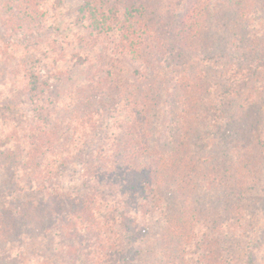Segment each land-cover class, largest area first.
<instances>
[{"label":"trees","instance_id":"obj_1","mask_svg":"<svg viewBox=\"0 0 264 264\" xmlns=\"http://www.w3.org/2000/svg\"><path fill=\"white\" fill-rule=\"evenodd\" d=\"M38 1L0 0L5 26L15 29L28 22L25 28L29 32L33 16H40ZM171 1L83 0L75 17L87 34L78 38L83 45L66 55L58 54L52 44L28 41L26 55L17 58V46H11L9 53L0 44V195L23 193V176L31 179L37 190H47L45 184L60 173L59 168L66 167L64 155L69 154L70 164H81L79 179L86 190L74 200L58 201L52 197L55 188L49 191L52 200L39 204L38 214L31 212L30 204L23 205L22 212H13L0 202L3 243L14 235L17 225H43L50 231L48 221L52 227L62 221L70 239L87 236L89 251L98 245V251L85 256L84 264L234 263L228 237L248 222L238 192L257 184L264 189V124L261 127L253 115L264 105V34L253 26L254 19L262 21L264 0H180V10H171ZM50 2L62 4L64 0ZM258 5L261 10L256 9ZM109 31L115 38L111 48L106 37ZM97 42L104 48L95 54L88 46ZM59 43L65 44L64 39ZM189 59L192 64L204 59L220 66L221 84L217 81L216 85L223 90L216 105L206 97V75L199 69L189 71ZM126 60L139 65L156 60L179 64L180 76L170 90L174 130L167 148L152 141V123L147 116L155 108V97L150 90L139 91L132 78H114L117 64ZM121 72L125 74L124 69ZM51 81H56V91ZM22 105L29 115L16 124L12 114ZM98 117L114 122L107 124L109 130L114 126L119 129L115 145L104 146L109 136L103 134ZM97 133L101 136L96 152L83 158L79 143L95 139ZM196 140L207 143L198 146ZM212 140L219 142L227 161L208 150L213 148ZM116 173L117 186L133 193L165 196V200L148 203L140 199L134 216L128 213L131 208L122 207L126 212L114 218L116 224L120 222L121 234L141 228L140 244H157L156 262L143 254L129 257L128 243L118 233L123 244H110V261L95 257L106 246L99 248L105 225L100 227L98 220L104 204L94 196L98 187L114 189V183L101 178L111 182ZM206 191L223 196V203L218 201L209 209L188 207L186 202L183 208L171 207L177 196L182 199ZM156 214L160 219L153 226L150 223ZM146 224L151 228L143 226ZM69 244L67 248L74 247ZM261 251L259 264H264V246ZM256 256H250V264Z\"/></svg>","mask_w":264,"mask_h":264},{"label":"rangeland","instance_id":"obj_2","mask_svg":"<svg viewBox=\"0 0 264 264\" xmlns=\"http://www.w3.org/2000/svg\"><path fill=\"white\" fill-rule=\"evenodd\" d=\"M263 1V0H261ZM40 2V16H33L34 20L32 23H29V32L26 31L28 22H24L22 27H17L12 29L11 27H6L4 24V16L0 17V44L4 45L6 51H11V46H17L15 48L14 56L19 58L18 55L25 56L27 52V45H29L31 41L32 43H40L42 46L44 44L51 45L54 50L58 51V54L66 55L67 51L72 52L75 49L80 48L83 45V41H79V39L84 38V35L87 33L86 28H82V21L78 20L75 17L77 9L83 5V0H64L62 4H58L56 2H50V0H39ZM166 9H168V2L166 4ZM256 7V9H260ZM169 8L171 10H180L181 2L180 0H172L169 2ZM261 10V9H260ZM44 11V12H43ZM0 12L2 10L0 9ZM264 13V11H262ZM135 13V12H133ZM262 21L258 19H254L253 26L256 32L264 34V16H261ZM78 20V21H77ZM162 30H166L162 28ZM89 34V33H88ZM106 37L109 39V47L113 45V40L115 39L113 36V32L109 31ZM65 41V44H60L61 40ZM37 48V47H36ZM103 45L100 42L97 44L89 45L88 50L92 53H99V51L103 50ZM8 54V53H7ZM7 56V55H6ZM5 56V60L6 57ZM12 59L11 61H13ZM193 59H189L190 69L189 71H195L196 69L202 70L207 77L206 82L207 85V94L206 97L211 100L212 105H216V101L220 99L222 96V87H218L217 81H219L220 74V66H218L215 61L203 62L204 59L193 62ZM161 62L153 61L148 64L139 65L138 63H133L129 60L122 62L121 64H117V68L114 72V78H120L121 80L125 78H132L135 81L136 86L139 88V91L150 90V92L155 97V108L154 110L147 116L151 120V134L152 141L156 143V145L161 146L162 148L168 147V142L170 141V137L172 135V131L174 130L173 118L170 111V105L172 104V95L170 94V90L174 85V81L180 76V67L177 64V67L170 63L169 60ZM122 69L125 70V74H123ZM133 70H137L135 75L131 77V72ZM118 73V75H117ZM117 75V76H116ZM176 78V79H174ZM1 80L3 78L1 77ZM264 81V73L263 78ZM56 81H51V85L55 87V91L57 90ZM172 93V92H171ZM264 100V98H262ZM214 114V113H212ZM28 111L24 105L21 106L20 111L17 110L12 114V119H14L16 124H22L28 118ZM254 118L258 119L261 123V127L264 124V105L262 109L257 107V112L253 114ZM116 117V116H115ZM144 117V116H143ZM118 119V117L116 118ZM100 125L103 127V134H107L109 136L108 140L104 142V146H112L117 142V136L119 134V129L114 126L112 129H108L107 124H114L113 121L102 120L101 118L96 119ZM119 123L121 122L118 120ZM212 132V131H211ZM215 134V133H214ZM117 135V136H116ZM101 133H97L95 139H83L82 142L79 143L81 150H83V158L87 159L90 157L91 152H96V147L99 145L97 138H100ZM208 137V134H207ZM206 137V138H207ZM198 146L205 145V142L196 140ZM207 143V142H206ZM213 143V140L212 142ZM154 144V143H152ZM214 145H210L213 148H209L208 150L215 151L217 155V159H221V161H227L226 155L222 151V147L219 142L216 140ZM212 151V152H213ZM197 154H203L199 152ZM70 156L64 155V159L66 160V167L64 169H60V173L54 174L48 182L50 184L47 185V190L39 191L32 184V180L23 176L21 187L24 188L23 193L19 194H11L8 195L6 192L5 195H0V202H5L1 204V207L9 210L13 209L21 211L25 204H30V208H32V213H37L41 204V201L49 200V191L56 188L57 193L53 194L52 197H55L56 200H74L78 194L84 193L86 190L83 189V185H81V181L79 179V170L81 168V164L72 165L70 164ZM98 156V155H97ZM199 157V156H198ZM91 160V159H90ZM106 163V162H104ZM111 165L112 170L115 168V164L113 161L108 162ZM106 164V166L108 165ZM95 164V163H94ZM110 168V169H111ZM113 176V175H112ZM47 177V175H46ZM264 177V174L261 176ZM119 178V173L112 177L113 180L109 182L108 178H101L104 182L111 184L114 183L116 186L110 189H104L101 187L96 188L95 192V200L101 201L104 204L102 207V211L100 214V227L102 224L105 225L100 236L102 240H100L99 248L102 245L106 246L105 249H100L99 254L95 253V257H100L107 262L110 259V255L112 253L109 250V246L111 243H118L121 245L123 242H120L117 238L125 239V242L128 243L127 249H129V257L132 258L133 255L140 256L143 254L146 256L147 260L156 262L157 256L155 253L157 251V244L150 241V243L142 242L140 244V239H138L141 235V228L138 230H127V232L121 234L119 231L120 228L118 225L120 222L116 224L115 216L121 214L122 211L126 212L122 207H129L128 213L129 215L134 216L136 209L134 206L138 203L140 199L151 202L154 200H165V196L163 194H152V193H139L133 191L129 188L117 186L116 180ZM42 183V182H40ZM105 183V184H106ZM258 187V188H257ZM242 197L241 201H243L246 206V210L248 213V222L244 223V229H241L239 233L234 234V236L230 235L228 240L231 245V253L233 254V264H250L252 261L250 256L252 254H257V259H255L254 264H259L262 262L263 254L260 253L261 248L264 246V189L262 186L257 184V186L253 189L243 190L238 192ZM198 194V193H197ZM6 198V199H5ZM154 199V200H153ZM184 199V200H183ZM52 200V199H50ZM49 200V201H50ZM175 200L177 202H173L172 206L175 210L179 208H183V203L186 202L188 207H192L195 209L202 208H212L218 204V201L221 204L224 201V197L219 195L218 193H214L213 191H206L201 195L189 196L186 198L176 197ZM108 205V206H107ZM107 206V207H106ZM22 212V211H21ZM35 215V214H34ZM34 216H32L33 218ZM160 219V215L156 214V219L151 221L150 224H154ZM37 220V219H35ZM114 220V221H113ZM51 221H48V228L50 231L44 230L45 226L38 225H17L14 228V235L6 242L0 240V244H4V247L0 248V264H84L85 256L90 254L91 252L98 251L97 247L87 249L88 246V237H82L81 240L70 239L65 233V224L62 221H59L55 227H52ZM144 227L151 228L149 224L143 225ZM39 228V229H38ZM153 228V227H152ZM99 231V227L97 228ZM138 231V232H137ZM118 233L119 236H116ZM82 235H87L86 233H81ZM121 234V235H120ZM70 239V240H69ZM136 239H138L136 241ZM124 242V243H125ZM134 242V244H133ZM70 243V244H69ZM145 243L147 247L145 246ZM73 245L78 249L67 248V245ZM133 244V245H132ZM250 247H253L251 250ZM145 248V249H144ZM111 251V252H109ZM151 252V253H150ZM110 261V260H109Z\"/></svg>","mask_w":264,"mask_h":264}]
</instances>
